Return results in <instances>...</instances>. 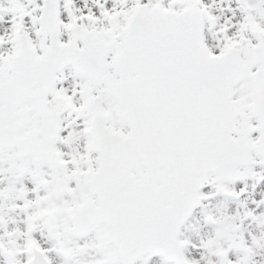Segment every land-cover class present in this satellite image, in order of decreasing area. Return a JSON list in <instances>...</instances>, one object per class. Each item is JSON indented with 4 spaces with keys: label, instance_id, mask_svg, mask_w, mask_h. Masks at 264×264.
<instances>
[{
    "label": "snow or ice",
    "instance_id": "1",
    "mask_svg": "<svg viewBox=\"0 0 264 264\" xmlns=\"http://www.w3.org/2000/svg\"><path fill=\"white\" fill-rule=\"evenodd\" d=\"M0 264H264V0H0Z\"/></svg>",
    "mask_w": 264,
    "mask_h": 264
}]
</instances>
